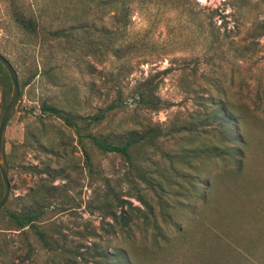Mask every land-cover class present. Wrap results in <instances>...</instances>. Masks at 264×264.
I'll list each match as a JSON object with an SVG mask.
<instances>
[{"label": "rangeland", "instance_id": "1", "mask_svg": "<svg viewBox=\"0 0 264 264\" xmlns=\"http://www.w3.org/2000/svg\"><path fill=\"white\" fill-rule=\"evenodd\" d=\"M15 3L38 18L37 33L15 21ZM87 10L80 0H0V52L21 90L5 137L6 205L46 206L62 246L50 252L30 234L37 250L24 264H264V0H134L121 21ZM147 80L169 107L133 99ZM12 90L6 101L0 83V121ZM215 101L246 137L240 171L194 152L230 143L207 117ZM112 103L121 107L97 131L169 133L136 153L141 171L43 110L88 118ZM8 228L0 217V264H20L13 250L25 241Z\"/></svg>", "mask_w": 264, "mask_h": 264}, {"label": "trees", "instance_id": "2", "mask_svg": "<svg viewBox=\"0 0 264 264\" xmlns=\"http://www.w3.org/2000/svg\"><path fill=\"white\" fill-rule=\"evenodd\" d=\"M134 0H80V3H86L87 11L90 8H105L108 11L114 12L113 17L121 21L123 17L129 13L131 2ZM14 19L24 30L37 33L40 28L39 20L34 15H29L22 6L15 3ZM84 15L77 16L71 23L73 26L75 23H82ZM54 33H59L56 31ZM60 34V33H59ZM0 67L3 70V77L0 78V83L3 89V96L6 99L12 90L11 78L0 62ZM157 86H155L150 80L144 81L133 96V99L143 108L151 110H160L162 108L169 107L171 104L169 101L161 98L157 93ZM7 101V99H6ZM215 107L213 108L212 115H208L209 118H215L221 124L222 129L219 133L225 136V140L230 142L225 144L223 148L216 146H207L194 150L198 155L206 154L227 157L233 160L235 169L240 171L244 165V144H246V137L241 131H239V118L235 117L225 105L221 102H213ZM121 104L112 103L106 108L100 109V111L88 118L77 116L74 112L59 107L44 104L43 110L45 112H51L56 116L62 118L68 127L74 130L80 139V142H89L94 148L101 153L118 154L122 156L125 161L133 168L141 171L139 168V162L137 161L140 151H143L144 147L154 145L156 140L162 136H168L169 133L164 132L162 127L149 126L143 131L136 129H130L126 134H118L115 132L102 133L97 131V127L101 125L109 115L117 108H120ZM230 123H235V128L230 127ZM239 126V127H238ZM84 153L86 156V162L91 171L94 168V162L90 152L83 144ZM8 164L13 167L11 159L7 156ZM40 172V171H38ZM5 191L3 178L0 171V199ZM52 203H49V208ZM47 213L46 206L34 203L33 206H24L22 208H10L5 205L0 211V217L3 218L4 223L9 227L8 229L17 231L16 236H20L25 242L19 244L13 250L14 254L19 255L18 263L24 264L29 260H32L37 247L30 240V234L33 235L37 244L43 249H47L50 252L56 253L62 247L58 239L54 237V224H46L44 217ZM15 236V237H16ZM17 243V241H15ZM17 245V244H16ZM1 252H4V248H1ZM100 256H103L100 254ZM64 261L57 258H51L49 264H63ZM66 264H77L74 260L65 259Z\"/></svg>", "mask_w": 264, "mask_h": 264}, {"label": "water", "instance_id": "3", "mask_svg": "<svg viewBox=\"0 0 264 264\" xmlns=\"http://www.w3.org/2000/svg\"><path fill=\"white\" fill-rule=\"evenodd\" d=\"M0 62L7 69L13 84L11 98L2 114L0 121V171L5 186L3 197L0 199V211H1L2 208L8 202L11 193V183L9 180V165L7 161L6 146H5L6 130L10 118L18 103L21 90H20V83H19L17 70L15 69L14 65L10 62V60L6 58L1 52H0Z\"/></svg>", "mask_w": 264, "mask_h": 264}]
</instances>
